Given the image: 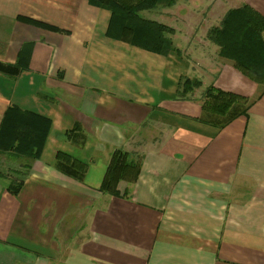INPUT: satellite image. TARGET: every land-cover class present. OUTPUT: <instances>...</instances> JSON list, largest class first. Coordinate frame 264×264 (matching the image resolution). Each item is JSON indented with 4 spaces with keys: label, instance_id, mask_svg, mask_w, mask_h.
<instances>
[{
    "label": "crops",
    "instance_id": "0c3cea01",
    "mask_svg": "<svg viewBox=\"0 0 264 264\" xmlns=\"http://www.w3.org/2000/svg\"><path fill=\"white\" fill-rule=\"evenodd\" d=\"M244 4L264 15V0L142 13L175 30L182 54L165 57L107 37L111 13L88 0H0V62L31 44L28 71H0V123L12 105L52 122L30 170L0 151V174L24 180L13 196L0 178V264H264V87L207 39ZM183 76L202 81L198 98L212 83L249 97V116L205 124L200 102L177 99ZM116 150L141 158L118 186L128 198L100 192ZM58 152L88 165L82 182L57 170Z\"/></svg>",
    "mask_w": 264,
    "mask_h": 264
},
{
    "label": "trees",
    "instance_id": "16d2710c",
    "mask_svg": "<svg viewBox=\"0 0 264 264\" xmlns=\"http://www.w3.org/2000/svg\"><path fill=\"white\" fill-rule=\"evenodd\" d=\"M88 2L111 13L107 37L165 57L172 52L182 54L171 40V36L176 33L173 28L142 17V13L152 12L159 6L172 7L178 0H88ZM19 20L44 29L61 31L30 18L19 17ZM207 39L219 49V58L231 62L246 78L264 87L263 14L249 4L231 9L218 26L208 31ZM30 49L31 44L23 46L15 64L0 62V71L9 76H18L28 71ZM201 87V80L183 76L178 83L177 99L200 102L202 108L200 119L205 124L224 129L236 119L249 116L254 104L249 97L222 90L212 83L197 99L195 92ZM51 124L49 118L36 112L23 110L16 105L10 106L0 123V151L18 154L25 159L23 168L30 170L33 162L41 157ZM78 130L79 126L67 133L66 137L71 139L73 133ZM56 168L65 176L82 182L88 165L67 153L58 152ZM140 170V157L116 150L106 170L100 192L128 198L129 190L121 194L118 186L121 182L133 185L139 177ZM0 178L7 180L6 189L13 196H17L23 189V179H14L2 174Z\"/></svg>",
    "mask_w": 264,
    "mask_h": 264
},
{
    "label": "rangeland",
    "instance_id": "374dc122",
    "mask_svg": "<svg viewBox=\"0 0 264 264\" xmlns=\"http://www.w3.org/2000/svg\"><path fill=\"white\" fill-rule=\"evenodd\" d=\"M146 14V15H145ZM145 14H143V16L145 15V16H147V13H145ZM182 45V44H181ZM197 99H198V97H196Z\"/></svg>",
    "mask_w": 264,
    "mask_h": 264
}]
</instances>
